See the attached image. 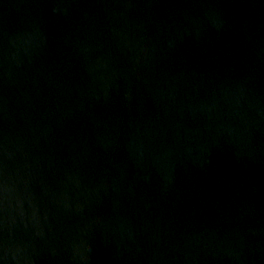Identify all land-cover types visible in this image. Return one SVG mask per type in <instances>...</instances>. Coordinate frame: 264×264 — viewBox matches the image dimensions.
<instances>
[{"label":"water","instance_id":"1","mask_svg":"<svg viewBox=\"0 0 264 264\" xmlns=\"http://www.w3.org/2000/svg\"><path fill=\"white\" fill-rule=\"evenodd\" d=\"M0 264H264V0H0Z\"/></svg>","mask_w":264,"mask_h":264}]
</instances>
